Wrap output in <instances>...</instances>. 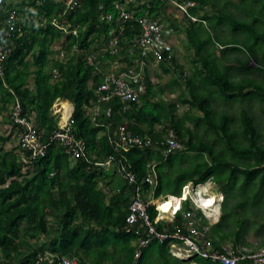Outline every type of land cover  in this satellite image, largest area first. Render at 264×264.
I'll list each match as a JSON object with an SVG mask.
<instances>
[{"label": "trees", "instance_id": "1", "mask_svg": "<svg viewBox=\"0 0 264 264\" xmlns=\"http://www.w3.org/2000/svg\"><path fill=\"white\" fill-rule=\"evenodd\" d=\"M118 1L136 17L148 15L164 23L171 40L181 24L169 8L188 21L194 73L190 75L177 56L172 63L157 62L165 71L177 73V83L185 86L176 100L164 99L162 88L151 81V62L143 70L146 90L138 101L117 96L98 100V88L114 62L125 64L116 71L134 66L130 47L141 32L136 19L123 22L119 49L112 52L110 31L118 32L121 25L115 7ZM188 1L194 4L183 10L179 3ZM13 9L23 13V22L18 23L23 34L6 41L9 52L2 64L5 76L0 77V114L8 111L13 124V106L19 102L22 113L34 121L41 141L46 142L61 118L53 112V103L59 97L70 100L74 131L86 142L91 162L78 158L72 165L60 142L51 143L45 156L36 158L28 151L23 159L18 158L0 147V264H47L36 262L46 250L56 262L70 256L77 257L79 264H218L198 254L182 260L171 252L173 242L183 245L180 239L161 241L140 223L127 224L135 190L119 174L115 161L107 170L97 164L111 156L136 173L145 195L158 200L148 210L156 219L158 205L165 215L155 222L158 231L185 232L186 214L190 213L199 218V228H210L208 238L218 249L231 241L242 254L245 213L264 207V143L251 112V100L264 101V82L255 76L236 77L235 70L264 69V0H81L73 7L65 0H0V22ZM106 13L112 14L111 21L104 19ZM196 16L201 20H193ZM225 29L231 36L224 39L220 33ZM173 50L175 54L174 44ZM230 50L245 55L235 60L238 66L228 63ZM90 55L95 56L93 62ZM250 59L257 66H249ZM235 102L240 104L238 114L231 111ZM223 103L230 111L220 110ZM181 105L188 106L183 113L179 112ZM123 123L137 134L151 136L153 147L117 150L112 139ZM189 123L201 125L202 133ZM168 128L175 130L183 149L165 156L162 148ZM9 138L0 134V144ZM149 163L155 164V185L146 180ZM116 176L123 181L119 188L113 185ZM204 183L226 195L214 225L190 197L182 195L187 186ZM168 195L187 201L164 213L160 207ZM227 220L237 225L231 231L224 227ZM213 231L218 237H211ZM140 239L150 242L136 260Z\"/></svg>", "mask_w": 264, "mask_h": 264}, {"label": "built area", "instance_id": "2", "mask_svg": "<svg viewBox=\"0 0 264 264\" xmlns=\"http://www.w3.org/2000/svg\"><path fill=\"white\" fill-rule=\"evenodd\" d=\"M65 1L69 7H73L78 5L81 0ZM171 1L176 2V0ZM193 4V1H188L187 3H179V6L183 10H187L188 6ZM115 7L119 12L118 20L119 22L121 21V25L118 32L114 29L110 31L111 38L109 46L112 49V52H117L119 49L120 35L124 30V26L122 24L123 22L136 19L141 27V32L135 40H133L130 47L134 66L130 69L124 68L120 71L115 70L109 72L105 77L104 82L100 84L97 96L98 100L103 102L110 100L114 96L120 97L124 101L128 102L135 100L138 101L140 96L146 90L143 70L149 62L152 63L151 58H153L154 62L165 61L172 63L175 57L173 42L170 37V29L165 27L164 23L148 15L136 17V15L126 9L125 5L120 1L116 3ZM25 9H29V6L25 5ZM22 15L23 13H18L16 9H13L7 16H5L3 22H0V72L2 71L1 68L3 61L9 52L8 48H6V46H8L6 41L17 35L20 36L23 34L21 32L22 26L18 25L19 21L20 23L23 22ZM104 19L111 21L112 14L106 13ZM62 25H64V21ZM72 32L76 33L77 30L72 29ZM94 59V55L89 56L90 62H93ZM54 103L52 106L53 112L61 115L59 128L49 136L46 142L41 141V133L36 128L34 121L22 113L21 104L19 102L15 103L11 117L13 119V125L16 128L19 147L23 151L30 152L32 158H36L39 156H45L46 149L51 143L60 142L64 148V152L71 159L77 160L78 158H85L87 161H90L87 156L88 146L86 142H84L83 139L77 135L72 125L74 107H65V102L63 100L60 102L56 100ZM107 110L109 113L110 108ZM174 131L175 130L173 128H168L166 130L165 146L162 148V153L165 156L183 149V146L177 139ZM112 143L119 151H128L133 146L152 148L154 145L151 136L135 133L127 123H123L119 126L118 136L116 139H112ZM112 161H115L118 164L117 170L119 174L126 179L128 184L135 190L129 206V213L126 218L128 225L133 226L140 223L148 229L151 237L157 238L161 241H165L171 237L180 239V241L183 242V245H178L176 242H173L172 245L174 247L184 248L189 257L198 254L202 257L211 258L213 261L218 262V264H238L244 259H251L255 264H264V246L257 252L247 254L237 253L231 244H225L222 249H218L213 241L208 238L209 228L207 226L203 227V229L199 228V218L192 217L190 213L186 214L188 220L186 221L185 232L176 231L170 234L158 231L155 227V222L165 215L160 212L158 205H155L158 210V216L156 219H152L148 211L151 205L157 204L158 200H154L150 194L145 195L141 191L137 184L136 173L128 169V166L124 165L120 158L111 156L107 161L97 162V164H109ZM148 168L150 172L148 173L146 180L148 183L155 185L157 183L155 164L149 163ZM198 185L199 184L187 186L184 188L182 195H185L187 199L190 197L193 200L191 192L194 187ZM1 186L2 185L0 184V187ZM209 197L213 198L214 201L212 205H214L216 200L214 194L200 198L198 203L194 202L195 205L202 210L205 216H207L205 209H209L211 205L206 207L203 204L204 202L202 199H208ZM187 199L183 200L182 203L187 201ZM170 216H175V214ZM149 242L150 239L139 240L135 253L136 260L141 257L143 247H145ZM175 253L178 254L177 252ZM36 262H47V264H79L77 257L70 256H62L56 262L55 256L49 250H46L42 255H40Z\"/></svg>", "mask_w": 264, "mask_h": 264}, {"label": "rangeland", "instance_id": "3", "mask_svg": "<svg viewBox=\"0 0 264 264\" xmlns=\"http://www.w3.org/2000/svg\"><path fill=\"white\" fill-rule=\"evenodd\" d=\"M218 1V0H216ZM222 3L224 2V0H220ZM200 13H202V11H199ZM169 14H171L172 16H174L178 23L181 24V29L178 30V32L174 33V39L173 40V44L175 46V56H177V61L181 64L184 65V69L190 74L192 75L194 73L193 69H194V63L192 61V59L194 58V48H192V45L190 44L189 40H188V35H187V31H186V27L188 25V21L186 19L183 18V15L181 14V12L174 10L172 7L169 8ZM198 16L194 17L193 20H201V19H197ZM197 22V21H195ZM167 23V22H166ZM222 38H228L230 37V33L228 31V29H225L222 33H220ZM227 54L229 55V62L235 66L239 65V62H236V59H243L245 58L244 54L241 51L238 50H230L227 52ZM249 65L250 66H257L256 60L254 59H250L249 61ZM125 66V64L121 61H117L114 62L110 68L111 71H115L116 69ZM149 76L151 78V81L157 85L156 88H159V86L162 88L161 91V95L162 97H164V99H167L169 101H174L177 99L179 93L181 91H183V89L185 88L184 85H179L177 83V77L178 74L172 71H165L163 69V67L160 66V64H154L151 63L149 66ZM237 68V67H235ZM233 68V69H235ZM234 71V70H233ZM237 72V76L239 77L241 74L242 77H248L249 76H255L256 78H258L259 80H261L262 82H264V69H256L253 68L249 71H245L242 70L238 71L235 70ZM186 74V73H185ZM185 74H183V76H185ZM186 78V77H185ZM221 101V100H219ZM252 103V113H254L255 117H256V121L259 124L260 127V132H261V137H262V143H264V101H255V100H251ZM65 107H69L71 105L70 102H65L64 103ZM249 102L247 101V107H248ZM188 108V106H180V111L181 113L184 112V110H186ZM220 110L223 109H227L228 111H230V109L227 108V106L223 104H220L219 106ZM250 109V108H249ZM196 110V109H195ZM194 110V112H196ZM232 113H239L240 112V104L235 102L233 108L231 109ZM191 125L192 128H194L196 131H198L199 133H202L203 129L201 125L195 126V123H189ZM0 131H2V129H0ZM4 131L8 132V130ZM14 137V135H13ZM17 140V139H16ZM219 148H220V144H218ZM208 194H214L215 196V203L213 204V198H203L202 201L204 202L203 204L206 206V202L211 200L212 203L210 204L211 207H209V209H205V213L211 214L208 215L206 214L207 218H212L213 222H218L219 221V216L221 214L222 209H221V204L223 202V200L226 198L225 195H218L216 197L215 192L210 188L209 183H204V184H199L198 186H195L194 189L191 192V196L194 200L195 203L199 202V199L202 197L207 196ZM202 196V197H201ZM169 197V196H168ZM188 197V196H187ZM172 202H174L173 204H175L176 202H178L177 200H172ZM209 206V205H207ZM206 206V207H207ZM217 209L218 211L214 212L213 210ZM170 216V215H169ZM246 218H248V221L244 223L245 228L249 227L251 228L250 230V234L245 237V241L247 240L248 242L251 243V245L249 246L251 249H254V247H257L258 244H260L263 240H264V207L262 206L261 208H251L250 210L246 211L245 213ZM245 218V219H246ZM249 219H251L249 221ZM210 220V221H212ZM230 220L226 221L227 226H224L225 228L228 229V231H231L234 227H236V223L232 222L230 224ZM259 226L260 228L258 229V232L254 231V228ZM243 235V234H242ZM241 235V236H242ZM240 236V242L244 243L243 238H241ZM225 244H232L231 241H227ZM173 249H175L174 251L178 253V255L175 256H183V255H187L189 256L186 252V250L184 248H178V247H174L172 245ZM242 247V246H240ZM172 252V251H171ZM250 262L247 263H243L242 261H240L238 264H255L253 260L249 259ZM191 264H195L194 262H192Z\"/></svg>", "mask_w": 264, "mask_h": 264}, {"label": "crops", "instance_id": "4", "mask_svg": "<svg viewBox=\"0 0 264 264\" xmlns=\"http://www.w3.org/2000/svg\"><path fill=\"white\" fill-rule=\"evenodd\" d=\"M229 31V30H228ZM230 33V32H229ZM7 57V56H6ZM6 57L4 60H6ZM4 62V61H3ZM154 64H158L157 62H152ZM250 66V65H249ZM2 69V68H1ZM5 74L1 71L0 72V77H4ZM30 83L32 84L33 83V78L31 77L30 78ZM63 100L64 102H70L71 105L74 107L73 103L70 101V100H64L62 97H59L57 99V101H61ZM55 104V103H54ZM58 104V103H57ZM0 129H2V131H0V134H2L3 136H10V138L8 140H6L5 142H1L0 144V147H2L4 153H7V152H12L13 154H16L18 156V158H24V154L25 152L19 147V144H18V138H17V132H16V128L13 126L12 122L9 120V112L8 111H4L0 114ZM5 130H8V132L4 131ZM14 135V137H13ZM17 139V140H16ZM76 160L72 159V165L73 163L75 162ZM109 164H104V166H106V170L108 168H110V165L108 166ZM26 170V166L23 168V171ZM123 183V181L121 180V178L119 176H116L115 177V180L113 181V185L117 188H119L121 186V184ZM216 194V197H217V193ZM208 195H212V194H208ZM219 195V194H218ZM225 195V194H223ZM170 197L168 198V200H166V203L164 205V207H160L161 210H165L164 213H170L171 211V208L172 207H175V209H179L181 208V199L180 198H177L175 196H171L169 195ZM226 196V195H225ZM172 200H177L178 202H176L175 204H173L174 202H172ZM234 199L232 200H229L227 205L230 206V204L233 202ZM222 205V204H221ZM214 220V219H213ZM213 220L211 221V225H214L216 222H213ZM209 228V227H208ZM260 227L257 226L254 228V231L258 232V229ZM210 230V228H209ZM250 230L251 228L249 227H246L244 229V232H243V235L241 236V238H243V241L244 243H241L240 242V246H242V250L244 251L243 253H252V252H257L259 251L263 246H264V240L257 245V247H254V249H251L249 246L251 245L250 242H248L247 240L245 241V237H247L249 234H250ZM211 237H218L215 232H211ZM211 240V239H210ZM232 245V244H231ZM175 249H173L172 247V253L174 255H178L174 252ZM178 258L182 259V260H188L190 257L187 256V255H183L182 256H177ZM192 262H195V261H191L190 263ZM197 264V262H195ZM243 264V263H241Z\"/></svg>", "mask_w": 264, "mask_h": 264}, {"label": "clouds", "instance_id": "5", "mask_svg": "<svg viewBox=\"0 0 264 264\" xmlns=\"http://www.w3.org/2000/svg\"><path fill=\"white\" fill-rule=\"evenodd\" d=\"M211 203H212L211 200L207 201V202H206V206H207V205H210ZM213 211L216 212V211H218V210H217V209H214ZM206 214H208V213H206ZM208 215H211V214H208Z\"/></svg>", "mask_w": 264, "mask_h": 264}, {"label": "bare ground", "instance_id": "6", "mask_svg": "<svg viewBox=\"0 0 264 264\" xmlns=\"http://www.w3.org/2000/svg\"><path fill=\"white\" fill-rule=\"evenodd\" d=\"M69 107H71V106H69ZM180 199H181V204H182V201L185 200V197H181ZM158 208H159V207H158ZM182 257H183V256H182Z\"/></svg>", "mask_w": 264, "mask_h": 264}]
</instances>
